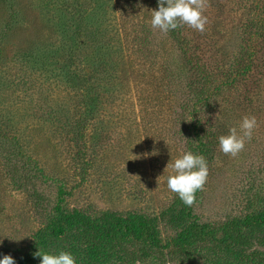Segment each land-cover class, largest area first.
Returning <instances> with one entry per match:
<instances>
[{"label":"rangeland","instance_id":"374dc122","mask_svg":"<svg viewBox=\"0 0 264 264\" xmlns=\"http://www.w3.org/2000/svg\"><path fill=\"white\" fill-rule=\"evenodd\" d=\"M157 7V0H0V257L15 264H33L36 250L70 251L77 264L264 257L263 229L245 233L259 242L257 259L215 241L169 245L193 220L221 238L235 218L264 210V0H204L203 33L153 29ZM244 116L256 118L252 138L226 155L218 138ZM185 151L203 155L208 167L192 206L167 188L169 166ZM73 210L104 227L109 214L153 219L160 246L82 227L36 245L38 230ZM188 212L193 218H180Z\"/></svg>","mask_w":264,"mask_h":264},{"label":"trees","instance_id":"16d2710c","mask_svg":"<svg viewBox=\"0 0 264 264\" xmlns=\"http://www.w3.org/2000/svg\"><path fill=\"white\" fill-rule=\"evenodd\" d=\"M263 1V0H261ZM202 68V67H201ZM213 76L214 72L208 73ZM193 218V214H181L180 218ZM111 226L104 227L98 224L95 219L89 215L78 210H73L68 214L61 215L51 220L45 227L41 228L35 234L39 247L44 244V237L50 236L53 239H61L68 231L74 228H88L95 230L106 240H111L113 236L121 238H131L138 243L148 244L152 247L158 248L160 243L154 227V220L141 215H115L109 214ZM252 229L264 230V210L256 213L247 214L240 218H235L230 223L224 226L223 237L218 238L215 231L207 224H200L193 220L183 230V233L172 240L171 243L176 248H187L195 242L201 241H215L236 257H249L257 259L260 255V246L252 239H247L245 233ZM259 245H264V240H261ZM257 246V247H256ZM37 251V250H36ZM99 247L91 246V257L99 255ZM145 251L143 254L145 255ZM250 253V254H249ZM264 257L257 260L259 264H264ZM33 264L39 263V257L34 256L28 260Z\"/></svg>","mask_w":264,"mask_h":264},{"label":"clouds","instance_id":"9594fccd","mask_svg":"<svg viewBox=\"0 0 264 264\" xmlns=\"http://www.w3.org/2000/svg\"><path fill=\"white\" fill-rule=\"evenodd\" d=\"M157 9L151 12V27L162 33H168L183 25L203 33L207 17L203 15L204 0H157ZM190 121V120H187ZM257 125L255 116H244L238 127H231L226 135L218 138L220 150L235 156L250 140ZM167 166H169L167 164ZM171 171L167 176V188L177 194L186 206H192L196 193L202 190L208 176V167L203 155L185 151L175 158L169 166ZM39 264H77L76 257L70 251L44 252L37 250ZM0 264H15L11 255L0 257Z\"/></svg>","mask_w":264,"mask_h":264}]
</instances>
